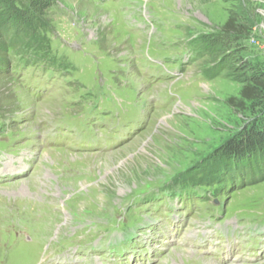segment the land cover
Returning <instances> with one entry per match:
<instances>
[{
  "label": "rangeland",
  "instance_id": "374dc122",
  "mask_svg": "<svg viewBox=\"0 0 264 264\" xmlns=\"http://www.w3.org/2000/svg\"><path fill=\"white\" fill-rule=\"evenodd\" d=\"M17 3L31 6L33 14L20 21L12 18L7 8L0 7V27L11 24L18 35L28 37L31 25L36 20L41 22L46 28L43 35L52 40L60 63L50 76L40 70L35 75L41 82L39 85L45 79L51 82L52 90L45 101H35L36 104H32L33 99L23 86L17 88L18 82L0 74V122L10 123L7 128L1 126L0 131H9L1 137L10 139L0 141V152L11 149L18 129L28 132L34 145L44 144V140L37 142L30 132L45 136L54 128L51 122L68 120L80 113L90 112L92 117L91 122L86 117L80 118L86 121L85 133L96 125L100 130L99 122H114L101 115L107 109L116 119L125 117L119 123L127 124L126 131H132L133 137L115 148L95 143L91 153L81 152L82 141L78 138L79 150L63 144L62 149L37 151L38 163L32 172L11 182L3 180L4 172L24 171L20 160L25 154L31 155L27 152L36 151V146L21 150L15 157L0 153V264L18 261V264H38L40 257L48 259L50 254L63 252L65 255L79 244L64 235L73 233L74 227L85 226L96 233L99 227H104L112 238L117 232L126 236L142 231L147 226L148 209L154 214L151 224L156 227L153 231L147 228L138 238L147 246L168 248L153 264H185L188 257V250L182 248L185 234L197 229L212 233L214 225L200 226L204 224L201 220L211 216L227 218L224 229L221 225L217 229L227 233L226 228H233L241 235L239 241L248 242L244 222L238 221L244 219L251 225L264 223V178L229 194L224 210L215 207L211 213L200 200L190 199L183 207L177 201L168 202L159 192L163 183L173 181L177 175H188L206 161L217 158L220 148L252 121L250 107L235 111L227 102L238 96L245 79L264 71V0H17ZM229 19L237 20L246 29L242 38L233 40L223 35L222 28ZM206 43L210 44L207 50ZM212 50L219 51L212 54ZM25 56L36 61L32 55ZM11 64L14 66V60ZM15 67L19 73H25L24 68ZM212 68H219L220 72L207 80L204 70ZM29 77L27 73L22 81L26 83ZM80 84L83 89L69 87ZM18 115L21 117L17 123L14 117ZM25 117L30 119L24 120ZM72 122L70 125L75 126L76 122ZM110 126V134L118 135V124ZM256 157L264 160L263 153ZM185 207L180 213L181 220L167 221L171 209L179 213ZM190 210L193 216L187 217ZM122 213L124 221L118 223ZM222 221L220 218L219 222ZM58 230L60 238L65 237L66 246L57 240L56 246L48 244V238ZM132 237L112 244L113 254L121 257L135 253L140 246L136 242L131 244ZM149 239L153 240L152 245ZM167 239L172 242L169 246L165 244ZM93 241L98 242L94 238ZM247 246L249 258L254 257L253 250L258 244L252 241ZM241 259L237 255V262L226 264H240ZM202 261L214 264L208 259ZM139 262L147 263L144 259ZM250 262L264 264V256ZM48 263L73 264V261L61 258Z\"/></svg>",
  "mask_w": 264,
  "mask_h": 264
},
{
  "label": "trees",
  "instance_id": "16d2710c",
  "mask_svg": "<svg viewBox=\"0 0 264 264\" xmlns=\"http://www.w3.org/2000/svg\"><path fill=\"white\" fill-rule=\"evenodd\" d=\"M0 7L7 8L6 11L12 13V18L20 21L27 15L33 14L31 6L29 8L23 6L22 3L19 5L17 0H0ZM245 30L237 20L229 19L223 26L222 33L225 37L237 40L246 34ZM44 31H46L45 26L37 20L31 25L28 37L26 34L18 35V31L11 24L0 27V37H2L0 40V74L10 77L17 83L16 79L22 76L15 66L42 69L47 62L52 63L55 57L51 50L50 39L43 35ZM204 45L206 50L210 46L209 43ZM218 51L212 50V54ZM27 54L36 57V61H31L30 57L25 56ZM13 60L14 66L11 64ZM208 71L212 73L209 74ZM204 72L208 78H212L220 72V69L212 68ZM227 104L235 111H243L244 107H250L253 112L252 121L247 123V126L235 138L220 148L217 158L206 161L203 166H199L188 175L173 177L175 184L182 188L210 187L237 175L254 179L260 176V181L263 180L264 160L256 156L264 154V71L255 72L254 75L245 79L238 96L229 99ZM260 162L263 164L256 166ZM218 166L220 170L216 172Z\"/></svg>",
  "mask_w": 264,
  "mask_h": 264
},
{
  "label": "bare ground",
  "instance_id": "6f19581e",
  "mask_svg": "<svg viewBox=\"0 0 264 264\" xmlns=\"http://www.w3.org/2000/svg\"><path fill=\"white\" fill-rule=\"evenodd\" d=\"M128 142H129V141H128ZM128 142H127V143H128ZM125 144H126V143H125ZM125 144H122L121 146H123V145H125ZM111 152H112V151H111ZM35 204H36V203H35ZM42 208H43V207H42ZM35 210H36V209H35ZM19 212H20V211H19ZM36 212H37V211H36ZM34 216H35V215H34ZM31 217H32V215H31ZM34 220H35V219H34ZM28 224H29V223H28ZM28 226H29V225H28ZM20 232H21V231H20ZM5 242H6V241H5ZM3 244H4V243H3ZM1 247H2V246H1ZM8 247H9V246H8ZM3 248H4V247H3ZM3 248H2V249H3ZM1 251H2V250H1ZM3 252H4V251H3ZM181 252H182V251H181ZM185 252H186V251H185ZM2 254H3V253H2ZM23 254H24V253H23ZM26 254H27V253H26ZM179 254H180V253H179ZM181 254H182V253H181ZM3 255H4V254H3ZM24 259H25V257H24ZM24 259H23V260H24ZM3 260H4V259H3ZM20 261H21V260H20ZM18 262H19V261H18ZM18 262H17V264H18ZM208 263H209V262H208Z\"/></svg>",
  "mask_w": 264,
  "mask_h": 264
}]
</instances>
